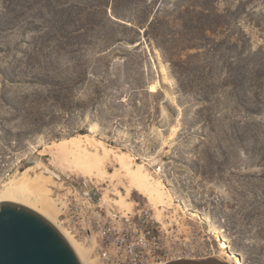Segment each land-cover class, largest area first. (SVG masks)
<instances>
[{
	"label": "rangeland",
	"instance_id": "obj_1",
	"mask_svg": "<svg viewBox=\"0 0 264 264\" xmlns=\"http://www.w3.org/2000/svg\"><path fill=\"white\" fill-rule=\"evenodd\" d=\"M145 2L123 3L117 17L112 0H0V194L27 167L63 168L48 185L56 210L53 196L77 181L121 210L150 209L160 222L148 229L189 252L166 264H236L220 256L224 234L241 264H264V0L216 1V35L200 47L172 18L161 46L147 39L134 19ZM86 133L143 163L183 210L159 211L134 189L124 209L114 201L126 177L87 176L39 154Z\"/></svg>",
	"mask_w": 264,
	"mask_h": 264
},
{
	"label": "bare ground",
	"instance_id": "obj_2",
	"mask_svg": "<svg viewBox=\"0 0 264 264\" xmlns=\"http://www.w3.org/2000/svg\"><path fill=\"white\" fill-rule=\"evenodd\" d=\"M151 90H156L154 85H152ZM47 153H52L54 157L60 161L62 167L66 168V166H68L67 168H69L70 166V168L75 171L78 170L87 176L104 175L112 177V180L117 178L120 180L126 177L129 183L128 187L126 186L127 193L123 194L120 189H116L115 194L118 197L114 201L124 209L133 206L128 197L134 189L146 196L159 211L162 210L160 209L161 207L167 205H169L168 207L176 205L178 209L183 210L181 203L175 200L173 192L167 187L163 179L154 178L151 173L145 169L143 163L134 164V159L131 154L126 151H116L112 146L108 145L100 138L87 133L72 135L68 138L54 141L44 148H40V155H45ZM109 161H113L117 165L115 171L109 172L106 169L105 163ZM33 163L35 166H41L40 161ZM33 167L34 166L25 168L21 176L13 178L5 183V188L0 194V201L21 203L39 212L63 234L82 264H93L85 248L71 236L68 230L62 228L58 223L57 217L59 211L55 209L51 202V197L48 195V185H54L55 182H57L56 177L60 178V173H63L61 171L63 168L59 170L58 167H56L60 172L55 169L47 168L49 171V173H47L48 175L43 176V174H40L32 176L29 171ZM121 176L124 177L120 178ZM35 195H37L38 200H33ZM216 232L218 236H220V231L216 230ZM219 240V248L221 250L220 256L225 257L224 259L228 258L232 262H236V264L243 263L239 259L240 257H236L237 252L229 245L228 238L225 234L222 235V238Z\"/></svg>",
	"mask_w": 264,
	"mask_h": 264
},
{
	"label": "built area",
	"instance_id": "obj_3",
	"mask_svg": "<svg viewBox=\"0 0 264 264\" xmlns=\"http://www.w3.org/2000/svg\"><path fill=\"white\" fill-rule=\"evenodd\" d=\"M53 197L58 223L85 248L93 264H166L189 255L166 248L160 234L148 229L159 230L160 222L150 209L121 210L95 184L69 183Z\"/></svg>",
	"mask_w": 264,
	"mask_h": 264
},
{
	"label": "water",
	"instance_id": "obj_4",
	"mask_svg": "<svg viewBox=\"0 0 264 264\" xmlns=\"http://www.w3.org/2000/svg\"><path fill=\"white\" fill-rule=\"evenodd\" d=\"M0 264H82L46 217L13 201H0Z\"/></svg>",
	"mask_w": 264,
	"mask_h": 264
},
{
	"label": "trees",
	"instance_id": "obj_5",
	"mask_svg": "<svg viewBox=\"0 0 264 264\" xmlns=\"http://www.w3.org/2000/svg\"><path fill=\"white\" fill-rule=\"evenodd\" d=\"M129 1L131 0H112L114 15L124 16L119 12V8ZM216 1L218 0H177L173 7L169 8L162 5L161 0H146L135 10L134 19L135 23L144 29L147 39L154 40L159 46L173 34L167 30L171 18L180 21L182 27L190 31V37L186 40L193 41L192 44L200 47L216 35L221 16L215 11Z\"/></svg>",
	"mask_w": 264,
	"mask_h": 264
}]
</instances>
